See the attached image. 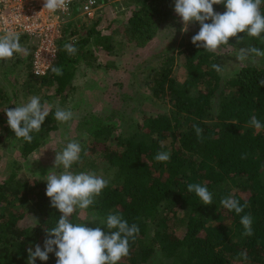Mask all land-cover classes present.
<instances>
[{"label": "trees", "instance_id": "16d2710c", "mask_svg": "<svg viewBox=\"0 0 264 264\" xmlns=\"http://www.w3.org/2000/svg\"><path fill=\"white\" fill-rule=\"evenodd\" d=\"M174 4L175 0H130L127 16L112 32L98 27L103 17L98 16L81 37L72 31L73 36H79L75 42H70L65 29L53 64L62 68L63 75L51 69L43 76L31 71V79L24 80L26 97L38 96L41 103L51 105L42 130L31 133V143L16 138L8 126L5 111L15 105L9 103L6 88L0 86V158L7 147L13 150L10 173L0 178V264H27L28 249L34 251L36 244L43 248L46 229L54 227L62 215L46 195L44 180L51 168L37 166L39 177L30 179L23 166L29 165L30 155L49 138L64 135V129L69 134L70 127L75 136L65 139L82 146V163L74 164L72 170L95 172L109 182L94 205L82 215L79 209L74 213L73 222L95 228L111 212L139 226L136 240H130V255L118 264H264V129L257 131L249 125L253 115L264 124V87L259 85L264 79V62L260 57L250 58L224 76L212 68V64H220L218 52L249 45L264 50V40L239 33L242 43L232 37L229 45L210 53L192 43L200 30L199 22L189 24L177 46L156 53L158 64L150 62L141 69L146 74L134 81L145 85L144 92L163 108H147L141 96L139 104L127 108L106 105L95 112L82 111L79 118L75 112V78L82 61L97 69L110 67L111 63L91 62L98 59L93 57L95 48H103L110 55L117 51L116 46L146 44L165 27L164 23L179 16ZM213 7L218 13L226 11L224 5ZM23 37L20 42L25 47L28 42ZM66 43L78 49L75 55L66 52ZM25 56L31 59V51L1 61V76L13 83L18 106L24 104L18 97V77L12 78L9 71L22 64ZM81 72L84 74V69ZM39 90L43 91L40 95ZM118 94L126 102L136 92ZM57 106L71 110L73 119L67 123L55 120ZM194 125L203 129L202 140ZM67 143H61V151ZM159 151H170V160L156 161ZM191 183L206 185L213 193V204L204 205L189 192ZM226 196L248 207L237 215L220 204ZM245 214L253 218L254 234L250 237L243 235L240 223ZM28 216L35 222H28ZM93 217L97 218L95 224L90 222ZM244 251L248 261L239 256ZM56 261L51 253L48 261L37 259L35 264Z\"/></svg>", "mask_w": 264, "mask_h": 264}, {"label": "clouds", "instance_id": "9594fccd", "mask_svg": "<svg viewBox=\"0 0 264 264\" xmlns=\"http://www.w3.org/2000/svg\"><path fill=\"white\" fill-rule=\"evenodd\" d=\"M71 3L72 0H44L43 9L52 13L65 11ZM214 5H224L226 11L218 13L214 11ZM262 5L264 0H175L174 11L185 25L182 31L188 30L187 25L199 22L200 30L192 37V43L197 48L215 53L221 46L229 45L232 37L237 38V43H242L244 39L238 37L239 33L264 40ZM63 47L70 56L78 51L71 43H66ZM14 54L28 55L29 50L21 44L20 33L9 28L0 34V61L11 59ZM255 57H264V50L249 45L240 47L236 54L239 62ZM212 68L217 73L224 71L217 63L212 64ZM51 71L56 75H63L61 67H52ZM36 74L40 75L39 72ZM259 85L264 87V79L259 81ZM50 111L51 105L47 101L41 103L40 97L32 96L27 103L14 109L8 108L5 112L7 124L16 138L31 143L34 139L31 133H39L42 130L41 126ZM54 118L61 123H67L73 119V112L57 106ZM249 125L257 131L264 129V124L255 115L250 118ZM194 131L198 139L202 140L203 129L194 125ZM163 146L161 142V148ZM81 153L82 146L78 141H70L62 151H56L54 169L59 171H49L44 181L47 182L46 195L50 198L51 206L58 209L62 215L54 227L46 229L43 248L36 244L34 251L31 247L28 249L27 264H35L37 259L46 262L51 253L57 257L56 264H118L122 258L130 255V240L134 242L140 232L137 224L130 225L121 215L111 212L106 219H100L95 228L88 227L85 223L73 222L74 213L79 209L82 215L83 210L94 205L109 183L95 172L77 173L72 170L74 164L82 163ZM170 157V151H159L155 155V160L166 163ZM243 158L246 157L242 156ZM188 191L194 192L204 205L213 204V193L206 185L191 183L188 185ZM220 204L237 215L248 207L247 203L241 205L240 201L232 196L222 198ZM90 222L97 223V218L93 217ZM240 223L244 228V236L250 237L254 234L251 214L242 215ZM239 256L244 261L249 260L246 251L239 253Z\"/></svg>", "mask_w": 264, "mask_h": 264}, {"label": "rangeland", "instance_id": "374dc122", "mask_svg": "<svg viewBox=\"0 0 264 264\" xmlns=\"http://www.w3.org/2000/svg\"><path fill=\"white\" fill-rule=\"evenodd\" d=\"M129 5L130 0L128 3L124 2V0H108L98 9L96 19H90L86 15L81 14L79 9L73 10L70 15L64 16V26L65 29L68 30L67 36L71 37L70 42H75L80 35L86 34L87 29L90 28V25H92L95 20L99 19L98 16H103L101 22L98 24V27L102 28L104 32H112V30L120 24L122 19L127 16ZM118 10L120 11L118 12ZM177 19L180 22H176ZM164 24L165 27L159 29L155 37L146 44L137 45L135 43H126L123 47L116 46L117 51L110 55H108V53L105 52L103 48H95L93 57L98 59H91V62L96 63L97 61L107 65L108 63H111L110 67L108 68L102 65L98 69L90 65L88 66L85 60L82 61V65L81 63L78 64V66H83L81 67L82 69H78V73L75 78L78 92L74 99V105L78 118L81 116L82 111H86L87 113L95 112L97 110H102V108H104L106 105H115L120 107L122 105L125 108L137 105L139 104L137 103V100H141V96L143 97L145 104H147V108H163L161 103H158V101H156L154 98H150L151 96L144 92L146 91L145 85L141 83L139 84L138 81L134 83V81L135 79L139 80L142 74H146V72L141 71V69L146 68L150 62L153 64H158V58L155 57L156 53L171 51L175 46H177L180 40L179 38L185 34V31H182L185 25L182 21V18L179 16L169 24L167 22ZM73 30L75 33L78 31L79 36H76L77 34L73 36ZM23 40L28 42L25 47L30 52L32 45H30L29 42L33 41L32 38L29 36H24ZM238 50L239 49L218 52V61L224 68V71L221 73L223 76L233 73L246 63V61L239 62L236 59ZM260 60L261 62H264V57H260ZM29 64L30 58L25 56V61H23L22 64H19L17 67H14L11 71H9V74H12V78L18 77L17 79L19 82L16 84L18 88V97L24 104L30 99L29 97L25 96L26 94L24 88V80L31 79V68L28 66ZM2 68L3 67L0 61V73H3ZM83 69L84 74L81 72ZM136 69L138 71L137 73H135ZM120 79L123 80L122 84L116 83V81ZM0 86L6 88L9 103H13L15 105L14 108L18 106L17 99L15 100L16 92H14L13 83L6 81V79L1 76ZM49 91L50 90H47L46 92ZM121 92H125L127 95H131L134 92H136V94L132 96L133 98L128 99L125 102L123 95L118 94ZM42 93V90L38 91L39 95ZM107 95L109 96L107 97ZM55 101L56 100H53L51 103ZM136 116L139 118L138 113H136ZM68 132L70 133L67 134V131L64 129V135L61 134L52 136L30 155L29 165H26L27 167L23 166V171L26 172L30 179L39 177V174L36 172L38 170L37 166L39 165L51 168L50 172L59 171V169H54L56 151H61V143L69 142L67 139L70 136H75L76 133L73 127H70ZM65 137H67V139H65ZM10 155H13L12 147H7V149H4L2 157L0 158V178L5 177L10 173ZM62 170L63 169L61 168L60 171ZM26 219L28 222H35V218L33 216H28Z\"/></svg>", "mask_w": 264, "mask_h": 264}, {"label": "built area", "instance_id": "2783aa9c", "mask_svg": "<svg viewBox=\"0 0 264 264\" xmlns=\"http://www.w3.org/2000/svg\"><path fill=\"white\" fill-rule=\"evenodd\" d=\"M105 3L104 0H72L67 10L52 13L43 9L44 0H0V34L11 28L20 36L31 37L30 68L35 76H43L57 60L59 40L65 33L64 16L79 9L81 14L96 19L98 9Z\"/></svg>", "mask_w": 264, "mask_h": 264}, {"label": "crops", "instance_id": "0c3cea01", "mask_svg": "<svg viewBox=\"0 0 264 264\" xmlns=\"http://www.w3.org/2000/svg\"><path fill=\"white\" fill-rule=\"evenodd\" d=\"M29 66H30V65H29ZM13 68H14V67H13ZM13 68H12V69H13ZM0 75H1V73H0Z\"/></svg>", "mask_w": 264, "mask_h": 264}]
</instances>
